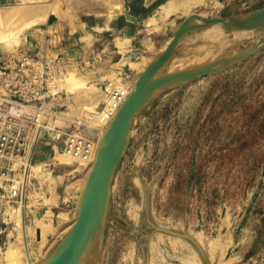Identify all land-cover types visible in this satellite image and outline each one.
I'll use <instances>...</instances> for the list:
<instances>
[{
  "label": "rangeland",
  "instance_id": "374dc122",
  "mask_svg": "<svg viewBox=\"0 0 264 264\" xmlns=\"http://www.w3.org/2000/svg\"><path fill=\"white\" fill-rule=\"evenodd\" d=\"M263 6L264 0H0V46L15 57L0 64V91H17L32 116L0 150V264H38L61 243L77 219L107 121L189 13L228 18ZM194 33L170 61L176 69L167 71L260 40L200 60L212 48ZM27 35L38 41L32 50L22 47ZM24 55L33 62L23 68ZM7 76L13 86L5 88ZM157 94L116 170L104 248L94 264H146L145 245L124 224L142 228L148 187L153 220L188 232L211 264H264V48ZM149 252V264H205L194 242L163 230L151 233Z\"/></svg>",
  "mask_w": 264,
  "mask_h": 264
},
{
  "label": "water",
  "instance_id": "95a60500",
  "mask_svg": "<svg viewBox=\"0 0 264 264\" xmlns=\"http://www.w3.org/2000/svg\"><path fill=\"white\" fill-rule=\"evenodd\" d=\"M215 24H221L229 32L256 27H259V31L263 32L264 6L250 12V14L228 18L202 17L193 14L182 22L166 49L141 73L134 91L128 95L114 119L109 123L78 204L77 220L61 243L53 248L47 257L39 261L38 264H94L100 257L104 248L105 233L112 209L111 188L116 170L131 136L162 96L157 94L160 90L178 87L197 77L221 71L240 60L257 54L264 48V38H260V42L255 46L213 60L206 65L156 76L166 63L174 58L184 36ZM150 203L151 190L148 187L142 228L134 229L128 224H124L125 233L136 237L145 245L147 250L146 264L150 262L149 243L151 233L154 230H163L190 239L200 251L205 264H211L203 247L188 232L159 226L153 220Z\"/></svg>",
  "mask_w": 264,
  "mask_h": 264
},
{
  "label": "bare ground",
  "instance_id": "6f19581e",
  "mask_svg": "<svg viewBox=\"0 0 264 264\" xmlns=\"http://www.w3.org/2000/svg\"><path fill=\"white\" fill-rule=\"evenodd\" d=\"M183 6V5H182ZM184 8H186V7H184ZM262 8V7H261ZM260 9V8H259ZM187 10V9H186ZM3 11V10H2ZM252 12V11H251ZM5 13V12H4ZM193 14H195V13H189L188 14V18L190 17V16H192ZM249 14H250V12H249ZM5 15V14H4ZM197 15H200V16H202V17H205V15H204V13L202 12V13H199V14H197ZM4 17V16H3ZM3 17H1V18H3ZM187 19V18H186ZM259 27H256V28H253V29H244V30H234V31H231V32H229V31H227L225 28H224V26H222L221 24H215V25H212V26H210V27H208V28H206V29H202V30H200V31H195V33L194 34H196V33H198L199 35H197L196 37H199L200 38V40L202 41V43L203 44H205L207 47H210V48H212V51L210 52V54H207L206 56H204V58H202V59H200V60H208V59H216V58H218V56H221L222 54H224V53H227V52H229L230 50L232 51V49H237L240 45H241V43L242 42H244V41H246V40H253V39H255V40H259L261 37H258V38H255V36L254 35H256V33L257 32H259ZM264 32V31H263ZM262 32V33H263ZM5 33V32H4ZM16 33H17V31H16ZM18 34V33H17ZM264 34V33H263ZM2 35V34H1ZM5 35V34H4ZM16 35V34H15ZM15 35H13L12 34V36H15ZM11 36V37H12ZM187 36V35H186ZM17 37V36H16ZM173 37H174V35H173ZM173 37H172V39H173ZM263 37V36H262ZM184 38H185V36H184ZM4 39V38H3ZM2 39V40H3ZM6 39H7V37H6ZM10 39V38H9ZM17 39V38H16ZM171 39V40H172ZM5 40V39H4ZM171 40L169 41V43L171 42ZM16 42H17V40H15ZM259 42H260V40H259ZM258 42V43H259ZM168 43V44H169ZM204 45V46H205ZM168 46V45H167ZM166 46V47H167ZM255 46V45H254ZM252 47V46H251ZM206 48V47H205ZM204 48V49H205ZM249 48V47H248ZM166 49V48H165ZM242 50V49H241ZM240 50V51H241ZM230 51V52H231ZM234 52V51H233ZM209 53V52H208ZM230 55H232V54H230ZM229 55V56H230ZM176 61V60H175ZM178 62V61H177ZM179 63V62H178ZM174 64V63H173ZM208 64V63H207ZM150 65V64H149ZM204 65H206V64H204ZM177 66V65H176ZM176 66H174V65H170V62H168V63H166V65L158 72V74L156 75V76H160L161 74H164V73H171V72H174V71H167V70H173V69H176ZM202 66V65H201ZM179 67V66H178ZM195 67H198V66H195ZM147 69V67H145L144 68V70H142L143 72L145 71ZM142 72V73H143ZM73 75V74H72ZM141 75V74H140ZM205 76H207V75H205ZM73 76H71V78H72ZM201 77H204V76H201ZM71 78H69L68 79V77H67V80L68 81H70V82H68V83H70L71 84V81L74 79H71ZM81 78V77H80ZM197 78H200V77H197ZM197 78H195V79H197ZM71 79V80H70ZM79 79V78H78ZM139 79V78H138ZM59 80V79H58ZM67 80H66V82H67ZM80 80V79H79ZM192 80H194V79H192ZM192 80H190V81H192ZM73 81H75V80H73ZM72 81V82H73ZM138 81V80H137ZM190 81H188V82H190ZM77 82V81H76ZM137 83V82H136ZM73 85L75 84L76 86H77V83H72ZM72 84H71V86H72ZM68 85V84H67ZM68 87V86H67ZM135 87H136V85H135ZM134 87V88H135ZM70 88H72V87H70ZM74 88V87H73ZM72 88V89H73ZM79 88H81V87H79ZM77 89H78V87H77ZM53 90H55V89H53ZM74 90H76L75 88H74ZM134 91V89L132 90V91H130L125 97V100L122 102V104L126 101V99L128 98V95L131 93V92H133ZM56 93V92H55ZM121 104V105H122ZM121 105H120V107H121ZM120 107L117 109V111L115 112V114H114V116H113V118H112V120L114 119V117L116 116V114H117V112H118V110L120 109ZM111 120V118L107 121V125H106V127L105 128H107L108 129V127H109V123L112 121H110ZM103 129V131L105 132V130L106 129ZM102 131V130H101ZM104 135H105V133H103ZM104 137V136H103ZM103 139V138H102ZM102 141V140H101ZM99 144V143H98ZM97 149H95V151H94V154H93V157H92V159H93V163H92V168H93V165H94V163H95V160H96V157H97V152H98V148H99V146H97L96 147ZM35 153V152H34ZM7 156V155H6ZM25 157H27V156H25ZM29 157H30V155H29ZM33 157V156H32ZM74 157V156H73ZM74 158H76V157H74ZM78 158V157H77ZM76 158V159H77ZM24 159H26V158H24ZM68 159V158H67ZM70 160V159H69ZM68 160V161H69ZM74 160V159H73ZM23 161V160H22ZM26 161H28V159L26 160ZM68 163H70V162H68ZM71 164V163H70ZM34 167H36V165L34 166ZM33 167V168H34ZM92 168H91V170H92ZM37 170V169H36ZM29 171V170H28ZM91 172V171H90ZM90 172H89V174H90ZM89 174H88V176H89ZM27 177V176H26ZM88 179V178H87ZM87 179H86V182H87ZM86 182L83 184V186H82V188H84L85 189V186H86ZM82 194V193H81ZM81 196V195H80ZM77 220V219H76ZM75 220V221H76ZM75 221H74V223H75ZM73 223V224H74ZM73 224H72V226H73ZM71 226V227H72ZM199 241V240H198ZM193 243V242H192ZM202 243V242H201ZM17 249V248H16ZM18 249H19V247H18ZM17 251V250H16ZM30 251L31 250H29V248H27V254H28V256H29V259L31 258L30 257ZM219 251V250H218ZM9 252V251H8ZM13 252V251H12ZM11 252V253H12ZM200 252V251H199ZM10 253V254H11ZM18 253V252H17ZM13 255H14V253H12ZM10 256H12V255H10ZM9 256V257H10ZM201 256V255H200ZM31 260V259H30Z\"/></svg>",
  "mask_w": 264,
  "mask_h": 264
},
{
  "label": "built area",
  "instance_id": "2783aa9c",
  "mask_svg": "<svg viewBox=\"0 0 264 264\" xmlns=\"http://www.w3.org/2000/svg\"><path fill=\"white\" fill-rule=\"evenodd\" d=\"M27 55L23 56L22 61H20L18 64L20 67H27L26 65H31V61L28 59V57H25ZM21 71V70H19ZM23 72V71H22ZM3 79L2 83L5 86V88L13 86L12 79L8 78ZM23 85V84H22ZM8 93L6 91L2 92L0 91V131H1V146L0 150L3 151L6 149L7 144L9 140L11 139L10 135L13 132L12 130L15 129L17 125H28L29 123L32 124V116L28 114L25 110H23L22 103L18 101V92L13 91V89H8ZM12 92V94H10ZM9 94V95H8ZM74 140L71 142L70 147H74V144H72ZM78 150L80 148H76L73 151L78 153ZM80 154V153H79Z\"/></svg>",
  "mask_w": 264,
  "mask_h": 264
},
{
  "label": "crops",
  "instance_id": "0c3cea01",
  "mask_svg": "<svg viewBox=\"0 0 264 264\" xmlns=\"http://www.w3.org/2000/svg\"><path fill=\"white\" fill-rule=\"evenodd\" d=\"M28 17L31 18H35V12L33 10H30L28 12ZM38 45V41H35L34 38H31L30 35H27L23 38L22 40V47H26V48H23L24 50H32L33 48L32 47H36ZM21 50V48H20ZM19 50V51H20ZM15 57H11L10 54L8 53L7 50H4L1 46H0V64L3 63L2 65H4L3 67H7L10 62L14 63V60L12 61V59H14ZM11 59V60H10ZM17 60V58L15 59ZM1 65V66H2Z\"/></svg>",
  "mask_w": 264,
  "mask_h": 264
}]
</instances>
